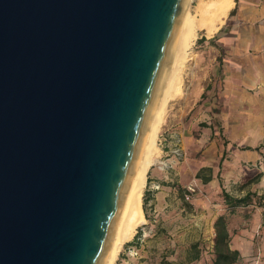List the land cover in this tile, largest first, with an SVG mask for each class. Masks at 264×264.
I'll list each match as a JSON object with an SVG mask.
<instances>
[{
    "label": "water",
    "instance_id": "obj_1",
    "mask_svg": "<svg viewBox=\"0 0 264 264\" xmlns=\"http://www.w3.org/2000/svg\"><path fill=\"white\" fill-rule=\"evenodd\" d=\"M189 0H0V264H103Z\"/></svg>",
    "mask_w": 264,
    "mask_h": 264
},
{
    "label": "rangeland",
    "instance_id": "obj_2",
    "mask_svg": "<svg viewBox=\"0 0 264 264\" xmlns=\"http://www.w3.org/2000/svg\"><path fill=\"white\" fill-rule=\"evenodd\" d=\"M201 1L190 2V12L194 17L198 16ZM205 35H208L205 30L200 29L196 43L188 52L181 68V92L167 103L164 125L159 134V159L150 167L147 175L145 189L153 192V198L147 202L148 217L137 229L139 239L135 241V234L125 243L116 264H164L166 259L176 264H195L188 260V254L194 247L201 251V262L213 261L215 222L220 215L226 216L228 221L234 219L223 187L233 197H243L260 185L258 181L247 183L248 180H233L229 175H224V169L221 170L223 174L208 182L196 177L197 168L204 161L213 163L217 170L219 159H208L211 157L204 154V149L209 140L201 138L208 121L204 120L202 112L205 111V106L201 105L199 98L212 71L210 53L202 50L201 44L197 42L198 38ZM175 148L181 150V157L175 152L166 153ZM260 148L264 153V142L260 144ZM262 157L260 164L264 171V154ZM209 173V170L202 171L204 176ZM159 175L162 183L157 184L156 188L151 179L155 180ZM192 181L197 186V192L186 199V187ZM251 201L260 203L262 198L251 196ZM251 207H238L237 215L249 214L247 210ZM242 263L241 260L237 264Z\"/></svg>",
    "mask_w": 264,
    "mask_h": 264
},
{
    "label": "crops",
    "instance_id": "obj_3",
    "mask_svg": "<svg viewBox=\"0 0 264 264\" xmlns=\"http://www.w3.org/2000/svg\"><path fill=\"white\" fill-rule=\"evenodd\" d=\"M201 37L205 38L197 41L212 60L211 75L199 98L208 121L201 138L209 140L204 149L208 159H219L217 170L204 161L196 177L203 180L204 175L198 173L206 166L213 175L210 180L223 174L222 169L224 175L240 182L262 173L260 185L248 192L262 202L227 204L234 217L227 227L232 248L240 251L234 264L241 260L242 264H264V171L260 164L264 154L260 148L264 142V0H235L218 30ZM170 152L173 149L166 153ZM159 178L151 182L161 184ZM246 206H252L249 214L237 215V208Z\"/></svg>",
    "mask_w": 264,
    "mask_h": 264
},
{
    "label": "bare ground",
    "instance_id": "obj_4",
    "mask_svg": "<svg viewBox=\"0 0 264 264\" xmlns=\"http://www.w3.org/2000/svg\"><path fill=\"white\" fill-rule=\"evenodd\" d=\"M191 1L189 0L186 6L171 53L172 61L165 71L166 75H164L158 98L151 112L140 157L125 199V206L116 223L108 255H106L103 264L117 263L125 243L134 237L138 227L146 220L143 196L144 190H146L148 171L159 159L161 148L158 141L161 128L164 125L167 103L169 99L181 92L179 91L182 80L181 68L184 60L187 59L188 52L196 43L199 30H205L208 35L214 34L235 3V0H209L207 2L202 0L198 5V16L194 17L190 12Z\"/></svg>",
    "mask_w": 264,
    "mask_h": 264
},
{
    "label": "trees",
    "instance_id": "obj_5",
    "mask_svg": "<svg viewBox=\"0 0 264 264\" xmlns=\"http://www.w3.org/2000/svg\"><path fill=\"white\" fill-rule=\"evenodd\" d=\"M204 38L205 37H201L198 39V41ZM204 170H210V168L209 167L202 168L200 172L198 173L199 174L198 176L201 177L203 175L202 171ZM212 176L213 175L209 173L208 175L204 176L203 180L208 182L212 178ZM261 176H262V173H258L251 179H248L247 183L258 181ZM149 180L150 178L148 179V181ZM223 192H225L224 196L226 200L228 201V204H230L231 206L232 205L237 206V205H242V204L246 205L251 202V196H252L251 193H247L243 197H233L232 195L229 194V192L226 191L224 187H223ZM152 194L153 192L149 191V189L145 190L144 192L143 208H144L146 217H148L147 202L153 198ZM227 226H228V220L226 216L224 215L219 216L215 222V230H216L215 243H214L215 258L213 261L201 262L202 260L201 251L197 247H194L192 249V252L188 254L189 262L195 263V264H234L240 256V251L238 249L232 248L231 242H230V233H229ZM139 237H140V234L139 232H137L135 235V241L138 240ZM163 263L164 264H176L173 261H169L167 259L164 260Z\"/></svg>",
    "mask_w": 264,
    "mask_h": 264
},
{
    "label": "built area",
    "instance_id": "obj_6",
    "mask_svg": "<svg viewBox=\"0 0 264 264\" xmlns=\"http://www.w3.org/2000/svg\"><path fill=\"white\" fill-rule=\"evenodd\" d=\"M173 152H175L177 155H179L180 157L183 155V153L181 152V150L179 148H175L173 150ZM156 188H158V186L156 185ZM186 192H185V197L186 199H190L191 196L194 195L195 192H197V186L194 183V181L190 182L189 184H187L186 187Z\"/></svg>",
    "mask_w": 264,
    "mask_h": 264
}]
</instances>
